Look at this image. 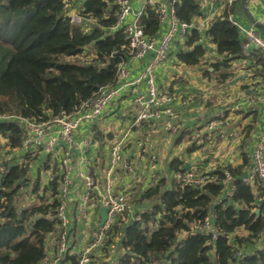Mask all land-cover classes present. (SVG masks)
Instances as JSON below:
<instances>
[{
    "label": "trees",
    "instance_id": "obj_1",
    "mask_svg": "<svg viewBox=\"0 0 264 264\" xmlns=\"http://www.w3.org/2000/svg\"><path fill=\"white\" fill-rule=\"evenodd\" d=\"M238 3L225 4L204 32L187 31L186 49L178 51V59L199 63L206 51L203 36L223 55L211 64L214 70L242 57L243 37L228 18ZM171 6L179 20L189 22L199 13L197 0H175ZM118 13L117 0H0V113L40 121L72 113L100 87L115 86L122 61L130 58ZM72 14L80 17L78 23ZM139 23L145 35L157 36L161 23L155 5L146 4ZM251 55L264 69V56L258 51ZM23 135L15 119L0 120V264H39L52 235V258L57 255L61 168L50 153L21 152ZM34 163L50 173L46 181L39 169L31 175ZM184 166L173 158L172 176L154 179L131 201L145 207L116 217L97 248L104 261L95 264H264L262 183H245L242 165L195 168L206 178L200 185L176 181L174 173ZM23 193L31 201L27 205L19 202ZM206 217L216 236L200 230ZM259 240L260 245L250 247ZM112 244L121 252L112 254ZM76 258L67 251L59 262L76 264Z\"/></svg>",
    "mask_w": 264,
    "mask_h": 264
},
{
    "label": "crops",
    "instance_id": "obj_2",
    "mask_svg": "<svg viewBox=\"0 0 264 264\" xmlns=\"http://www.w3.org/2000/svg\"><path fill=\"white\" fill-rule=\"evenodd\" d=\"M130 2L134 11L140 8V0ZM154 2L168 8L171 5V0ZM197 2L199 13L193 16L192 20L204 28L215 16L223 12V6L219 3L211 6L208 0ZM232 18L244 27L253 26L264 38L261 0H247L245 6L239 0ZM132 19L133 15L129 14L124 23ZM169 21L167 14L156 37H161L167 31ZM201 43L206 49L204 57L197 64L186 65L177 57L180 49H186L185 38L179 34L174 36L166 60L154 68L156 85L160 89H168L171 95L170 106L176 113L173 120L175 132L165 129L164 118L147 120L139 128L130 127L140 109L136 98L147 93L144 81H133L140 77L144 67L153 57V52L150 51L141 57H130L126 60V75L115 85L118 94L107 104L101 116L81 122L73 144L61 142L50 152L51 157L58 160L62 175L65 174V153L69 156L66 164L69 167V257L76 258L79 255L82 246L99 226V209L103 206L101 200L108 185L113 193L126 194L130 202L151 185V153L157 157V178L172 176L169 162L175 157L181 159L185 166L188 164V169L192 170L242 165L245 171L248 167L256 140L264 131V69L251 55L258 50L242 49V57L232 58L225 66L214 70L211 64L222 61L223 55L216 51L214 44L206 36L202 37ZM121 137L124 138L123 152L132 161V171L116 166L110 175L106 176L103 170L108 167L109 147ZM82 139H90L84 148L79 144ZM192 145L194 148L188 150ZM85 166L89 168L97 186L85 205H82L85 187L79 172ZM39 168L37 163L32 164L31 175H37ZM38 173L41 181H46L50 174L40 169ZM144 207L143 204L131 202L130 214L133 215L137 209ZM260 241L250 247H257ZM53 251L52 235L48 240L46 259L39 264H48ZM119 252L121 250L117 246L112 254ZM94 257H98L96 263L104 261L97 250ZM69 262L70 260L57 264Z\"/></svg>",
    "mask_w": 264,
    "mask_h": 264
},
{
    "label": "built area",
    "instance_id": "obj_3",
    "mask_svg": "<svg viewBox=\"0 0 264 264\" xmlns=\"http://www.w3.org/2000/svg\"><path fill=\"white\" fill-rule=\"evenodd\" d=\"M175 0H171V4ZM211 6L216 4H232L234 0H208ZM264 17V0H261ZM119 4V13L117 15V24H122L126 33L127 50L129 57H141L147 52L152 51L153 57L144 67L140 77L133 82L140 80L144 81L147 86L146 95H139L136 99L140 104L138 113L134 116L130 127L139 128L146 120H153L164 118V127L172 132L176 131V126L173 120L176 113L170 106L171 95L166 89H160L155 83L154 68L159 63L166 60L168 52L170 51V43L174 36H184L190 29H196L199 32L206 28L197 25L193 20L187 22L179 20L176 17L173 6L166 7L165 5L155 3L154 0H140V8L133 10L130 0H117ZM146 4L155 5L158 13V18L162 24L167 14H169V26L167 31L161 37L147 36L144 34L139 23L140 15L142 14ZM133 15V19L124 23L126 16ZM228 18L233 25L237 27L239 32L243 35L242 49L244 51L250 48H255L264 56V38L257 32L253 26L244 27L232 18V13H228ZM71 20L75 23L80 21V17L76 14L71 15ZM125 63L122 61L119 70V77L126 75ZM118 90L115 86L100 87L93 96L80 103L78 108L72 113L61 112L60 114L47 118L44 120H33L25 118L17 114L0 113V120L15 119L24 129V135L20 143V151L28 152L31 150H40L44 153H50L61 142L66 144H73L75 141V134L78 126L83 121H91L101 116L107 104L116 97ZM220 116V115H219ZM211 125V122L209 123ZM54 129V130H52ZM90 139H82L79 144L84 148L88 145ZM124 138H120L109 147L108 167L104 168V174L110 175L116 166H121L127 171H132V161L123 152ZM68 153H65L63 159V166L65 167V174L62 175L59 192V205L56 209V217L59 221L61 231L59 233V240L57 245V255L48 260L49 264H57L59 259L68 251V210H67V193L69 186L68 171L69 167L66 165L68 160ZM156 155L151 153L149 156V174L154 179L156 175ZM0 164V171L3 170ZM80 178L85 187L82 195V205L91 197L93 190L97 184L90 172L89 168L85 166L79 172ZM174 179L179 182L200 185L205 181V176L197 174L196 171L185 169L174 173ZM230 181L227 174L226 180ZM242 180L245 183H252L258 180L264 186V131H262L255 143L251 153V159L246 173ZM232 193V187L228 188L226 194ZM101 205L107 207V215L103 224H99L94 230L89 240L82 246L79 255L76 258V264H92L94 252L100 247L118 215L125 214L131 211L130 200L128 196L123 193H113L111 188H108L102 197ZM81 211V210H80ZM201 231L210 232L212 236H216L217 232L209 218L206 217L204 223L199 226ZM114 245H110V251L113 252ZM46 259V258H45Z\"/></svg>",
    "mask_w": 264,
    "mask_h": 264
},
{
    "label": "water",
    "instance_id": "obj_4",
    "mask_svg": "<svg viewBox=\"0 0 264 264\" xmlns=\"http://www.w3.org/2000/svg\"><path fill=\"white\" fill-rule=\"evenodd\" d=\"M246 1L247 0H241V4L243 6L246 5ZM188 164L185 166L184 169H188ZM255 202H257V200H255ZM255 214H259V209L255 208L253 211ZM99 214H100V224H103L104 220L106 219V215H107V207L106 206H101L99 209Z\"/></svg>",
    "mask_w": 264,
    "mask_h": 264
},
{
    "label": "rangeland",
    "instance_id": "obj_5",
    "mask_svg": "<svg viewBox=\"0 0 264 264\" xmlns=\"http://www.w3.org/2000/svg\"><path fill=\"white\" fill-rule=\"evenodd\" d=\"M35 164V163H34ZM49 177V176H48ZM19 202L22 204V205H27L29 204L31 201L29 200V197L28 195H25L24 193L22 195L19 196ZM98 257H95V261L94 263H96L98 261L97 259ZM94 259V257H93ZM92 259V260H93ZM47 263L49 264V262L47 261Z\"/></svg>",
    "mask_w": 264,
    "mask_h": 264
}]
</instances>
